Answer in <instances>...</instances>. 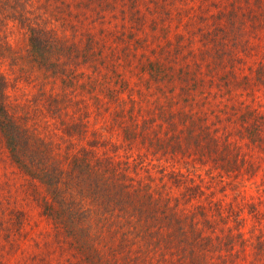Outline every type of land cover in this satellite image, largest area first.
Here are the masks:
<instances>
[{"label": "rangeland", "instance_id": "rangeland-1", "mask_svg": "<svg viewBox=\"0 0 264 264\" xmlns=\"http://www.w3.org/2000/svg\"><path fill=\"white\" fill-rule=\"evenodd\" d=\"M66 1L68 40L80 50L89 32L94 52L78 55L72 83L53 79L24 62L20 28L1 26L17 58L0 59L7 106L57 160L89 148L157 210L135 217L73 193L89 218L85 256L0 140V264H264V0ZM47 3L31 6L64 16L62 0ZM163 207L181 241L164 236ZM136 219L155 233L135 234Z\"/></svg>", "mask_w": 264, "mask_h": 264}, {"label": "trees", "instance_id": "trees-1", "mask_svg": "<svg viewBox=\"0 0 264 264\" xmlns=\"http://www.w3.org/2000/svg\"><path fill=\"white\" fill-rule=\"evenodd\" d=\"M32 1L0 0V29L6 23L14 22L22 33L24 62L29 68L48 74L53 79L70 75L72 83L75 76L73 68L78 64L75 62L78 55L83 53L81 54L83 58L79 62H86L88 58L84 59V57L94 52L92 35L86 32L85 45L77 50L76 42L68 40L65 33V26L70 23L69 17L76 15V12L69 15L71 13L69 2L62 0L66 11L60 18L50 7H44L43 11L36 12L31 6ZM47 2L49 3V0ZM76 5L77 8L81 6L77 2ZM82 5L87 7V4ZM10 51L7 40L0 41V59L8 57L9 63L16 64L17 58L11 55ZM66 59L70 60V64ZM6 87H8L7 79L0 72V140L8 158L22 175L43 186L48 196L43 201L42 210L62 228L64 234L71 238L79 251L89 256L87 254L89 246L82 236L89 237L90 224L87 212L79 207L77 200L73 199V193L85 195L89 200L98 199L101 206L107 210L129 208L130 211L135 212V217L146 213L155 214L157 208H149L155 198L149 193L144 196L136 195L137 187L132 186L129 181L121 183L117 177L113 178L112 173H108L110 170L106 162H90L89 148H82L65 159V163L52 156L49 146L15 119L7 106ZM65 133L72 134L71 130H66ZM81 133L80 129L78 134ZM159 212L165 218L162 225L167 228V233L164 234L168 236L167 241L169 242V238L171 241L174 238L181 241V236L184 235L182 220L169 214L164 207ZM145 218L152 220L155 215H148ZM144 222L136 219L132 222L131 229L135 234L141 231L139 236L147 237L154 234L149 226H155V222L149 225L146 220ZM195 237L194 235L193 238Z\"/></svg>", "mask_w": 264, "mask_h": 264}]
</instances>
